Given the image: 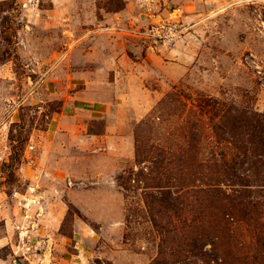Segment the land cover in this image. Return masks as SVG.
Here are the masks:
<instances>
[{
  "label": "rangeland",
  "instance_id": "rangeland-1",
  "mask_svg": "<svg viewBox=\"0 0 264 264\" xmlns=\"http://www.w3.org/2000/svg\"><path fill=\"white\" fill-rule=\"evenodd\" d=\"M260 127L264 0H0V264H154L163 239L171 264L234 157L259 208L231 248L264 257Z\"/></svg>",
  "mask_w": 264,
  "mask_h": 264
},
{
  "label": "trees",
  "instance_id": "trees-1",
  "mask_svg": "<svg viewBox=\"0 0 264 264\" xmlns=\"http://www.w3.org/2000/svg\"><path fill=\"white\" fill-rule=\"evenodd\" d=\"M251 137L256 140V143L252 144L253 147L260 151V156H264V130L262 127L253 129ZM235 146L237 151L247 152L245 145H240L239 147L238 144H235ZM238 160V157H234L231 164L223 163L221 166L217 164L212 166L215 170L213 174L210 173L207 176V188L196 192L197 195L203 194L208 201L207 210L210 209V216H208L205 227L184 221L183 227L184 229H189V231L185 233V236L176 245L178 254H176L175 260L171 264H264V257H243L238 252L239 248L236 245V248H231L233 243L230 235L236 222L234 220L236 216L234 211L241 210L242 213L239 214L244 218L249 217L250 219L258 215L256 210L259 208L258 202L250 199L252 197V193H250L251 181H249V178L238 174L239 170L244 166V162L239 163ZM165 161L166 158L162 159L160 163L164 165ZM250 162L253 166L257 164L264 166L262 160L257 156L255 161L250 159ZM162 174L165 176V180L167 179V185L162 184V178L158 180L161 183L156 184V188L160 189V191L158 194L149 195L151 203H158L161 207L166 208L176 207V204H170L172 201L176 202L178 197L174 198V193L171 189H168L172 179L169 176L166 177V173ZM176 180L175 187L178 191L188 187L185 178ZM224 186L231 188V193H227L223 189ZM177 212H180L177 213L179 215L182 213L180 210ZM196 218L200 219L203 217L200 213L196 215ZM165 244H168V241L163 239L159 246V248L161 247V257L154 264H170L162 255V249L165 248ZM208 246H210V249H208Z\"/></svg>",
  "mask_w": 264,
  "mask_h": 264
}]
</instances>
